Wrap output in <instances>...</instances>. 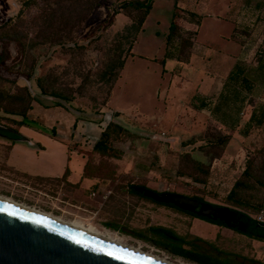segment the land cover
I'll list each match as a JSON object with an SVG mask.
<instances>
[{
  "label": "rangeland",
  "instance_id": "obj_1",
  "mask_svg": "<svg viewBox=\"0 0 264 264\" xmlns=\"http://www.w3.org/2000/svg\"><path fill=\"white\" fill-rule=\"evenodd\" d=\"M56 1L0 0V121L19 129L15 120L21 116L5 112L14 110L34 119L36 129L49 126L57 139L68 140L63 141L60 154L69 143L71 149L79 150L84 175L89 180L83 184H47L41 175L8 167L5 147L0 152V196L84 228L96 231L109 228L111 231L106 230L125 245L169 262L196 264L170 257L151 241L141 240L137 229L143 220L138 216L131 220L125 217L129 205L117 208L112 198H107V187L113 178H127L160 190L199 196L247 216L264 212V185L251 182L253 186L243 192L249 206H240L227 198L235 180L242 176L247 160L254 162V173H262L264 156L259 150L264 145V123L250 128L247 135L241 132L251 111L264 105V86L255 87L244 108L234 104L227 111L238 118V126L222 124L208 111L194 109L192 99L197 92L201 97L210 94L204 98L215 102L220 86L216 90L210 84L214 81L222 84L236 58L255 61V52L259 50L255 45L264 38V0H153L134 40L129 25L137 11L129 8L115 12L128 0H100L81 27L73 29L71 40L66 37L69 24L59 25L63 24L60 20L68 17L69 7L55 4ZM171 22L198 28L190 64L181 65L172 58L160 61ZM181 34L184 39L188 37L184 31ZM56 36L62 38L61 42L52 40ZM129 44L132 54L127 53ZM187 51L186 44L183 53ZM119 56L124 58V65L107 96L108 85L100 79V73ZM22 74L30 79L26 80ZM38 79L48 92L70 94L72 108L94 116L102 112L105 114L102 121L82 120L80 127H69L74 120L69 111L29 102L28 92L40 94ZM105 98L106 103L100 104ZM114 110H119L118 118L126 131L111 133L107 140L110 150L96 149L95 142L106 141L101 132L108 123L107 115ZM224 134H229L230 139L220 147L206 142ZM82 162L73 159L71 171L78 174ZM22 163L29 166L27 160ZM50 164L55 166L53 169L58 168L53 157ZM262 179L264 183V175ZM96 181L103 183L106 190L88 189ZM260 202L262 208L255 211L254 205ZM99 208L101 211L94 213ZM85 216H93L92 222L98 228L81 223L80 217ZM155 219L168 222L163 211L157 212ZM172 224L178 231H185L182 221ZM216 244L232 252L231 261L226 260L230 264H250L249 260L264 264L263 244L252 246L235 233L222 241L219 235Z\"/></svg>",
  "mask_w": 264,
  "mask_h": 264
},
{
  "label": "trees",
  "instance_id": "obj_2",
  "mask_svg": "<svg viewBox=\"0 0 264 264\" xmlns=\"http://www.w3.org/2000/svg\"><path fill=\"white\" fill-rule=\"evenodd\" d=\"M100 0H57L55 4L60 6L69 7V15L65 17L63 20H60L59 25L67 26L69 24V30L66 33L67 38L71 37L73 33V29L80 28L81 24L87 19L90 15L94 6L99 3ZM153 0H128L122 4L120 10L115 11L116 13H120L123 10H127L129 8L134 9L136 12L135 18L132 20V23L129 25L130 33L132 34V39L140 32L142 29V25L146 19V16L150 12L152 7ZM182 12V9L178 10ZM192 15H197L194 11H190ZM178 14V13H176ZM130 16L129 14H127ZM66 16V15H65ZM177 16V15H176ZM177 18V17H176ZM56 17L53 18L55 20ZM69 20V21H68ZM198 26V25H197ZM67 29V28H60L59 30ZM77 31V30H74ZM184 31L187 34V38H183L182 32ZM198 32V28H190L188 26H183V24L179 22H171L169 25V30L165 38V53L164 57L160 58L161 62H164L166 58H172L179 64H189L191 55L194 50V44L196 40V35ZM64 37V39H67ZM72 38H70L71 40ZM55 43L61 42V37H55L52 39ZM260 43V44H259ZM255 45L257 49L255 55V61H250L247 58H236L231 70L227 73L225 79L222 83V88L218 93L217 100L211 103L210 99H205L204 97L207 95L198 96L194 94L192 99L195 101L193 105L194 109L206 110L211 113L212 116L216 117L218 120L221 121L222 124L228 123V126H238V118L233 117L231 114H228V110L232 107V105L237 104L240 108H244L245 104L249 103V95L254 91L256 86H264V38L261 39ZM188 45L189 51L183 53V46ZM131 44L128 46V54H132L131 51ZM1 53H0V62H1ZM252 59V58H251ZM124 65V58L119 56L116 59L110 61L105 68L100 73V79L103 80L107 85V96L110 94L113 85L117 81L120 75V70ZM26 80L30 79V76L27 74H22ZM37 85L40 89V93L47 97L45 99H52L46 101L44 98L39 96H32L28 92V100L31 102L35 100L39 102L44 107H62L65 110L72 113L75 117V120H86L91 121L94 123L102 121V117L105 116L102 112H98L97 116L89 115L82 113L80 110L76 108H72L70 106L72 102V96L67 93H63L61 91L52 90L47 91L41 79L37 80ZM198 100V101H197ZM106 98L103 99L100 104L106 103ZM5 112L13 114V115H20L21 120L19 121L20 124L29 125L30 121L27 120L26 114L20 111H9L5 110ZM218 113H221L219 116ZM120 116V112L115 111L111 115H107L108 123L106 127L101 132V135L106 138L105 140H98L94 144V148L99 150H110L111 146L107 144V140L109 139L112 132L115 133H123L126 131V127L122 124L121 120L118 118ZM264 123V105H259L258 108H254L249 118L244 123V128H242L241 134L247 135L250 128L253 126H261ZM47 131L46 129H43ZM51 135H55L53 129L48 131ZM230 139L229 134H224L222 136H217L215 138L206 139V142L209 145L214 147H220ZM29 142L26 137H23V142ZM190 143V142H189ZM261 155L264 156V145L259 150ZM254 168V162L252 160H247V165L245 166L242 176L235 180L234 184L232 185L230 191L228 192L227 198L230 202L238 204L240 206H249L248 198L246 197L243 192L253 186L254 182L259 185H264L262 176L264 175V160L260 165V170L262 171L261 174L254 173L252 170ZM85 169V167H84ZM85 173V170H84ZM262 203H257L254 205L255 211H259L262 208ZM210 222H213L209 220ZM250 225L246 226L245 229L240 230L241 233L253 237L259 240H264V227H261L257 224L256 220L250 219ZM259 223V222H258ZM179 255H183L184 257L190 256L189 253L185 252L184 250L177 251ZM194 260H196L199 264H230L226 260H220L219 258H211L205 255H195Z\"/></svg>",
  "mask_w": 264,
  "mask_h": 264
},
{
  "label": "flooded vegetation",
  "instance_id": "obj_3",
  "mask_svg": "<svg viewBox=\"0 0 264 264\" xmlns=\"http://www.w3.org/2000/svg\"><path fill=\"white\" fill-rule=\"evenodd\" d=\"M30 95L36 97L39 96L41 98L44 97L41 93L40 94L30 93ZM32 101L40 104L35 100ZM45 108H50V107H45ZM26 118L28 121H30L29 125L20 124L19 121L21 119L15 120L19 124V129H15L12 126H9L0 121V132L7 131L10 134L12 133L22 134V130H21L22 128H31L48 136L49 138L57 140V137H55V135H51L48 132L52 128H50L49 126L48 127L42 126L40 127L41 130L36 129L34 128L35 126L33 123L34 119L31 120L27 116ZM76 121L78 120H75L73 124L74 127L76 126ZM43 129H46L47 131H44ZM27 139L30 140L29 138ZM14 143H16L15 140L0 136V152H2V149L5 147L7 148L8 151L9 146ZM25 143L29 145L33 144L31 140L28 143L25 141ZM37 144L38 146L41 147L40 143ZM7 151L5 157L7 156ZM81 162L82 160L79 161V163ZM84 167L85 165L83 166V162H82V172L80 171L78 174L73 173L72 171H70L69 168H67V171H65V173L59 177H43V178L44 181L47 182V184L51 183V184L65 185L76 182H81L82 184V180L84 178L85 179L88 178L84 175ZM70 173L74 175L73 181H70L68 179ZM81 177L83 178L81 179ZM88 180L89 179H87V181ZM97 188H100L101 190L105 189V185L99 181H96L93 182L88 189L93 190ZM146 190H151L156 193L182 194L169 189L160 190L148 185L147 183L135 182L134 180H130L127 178H125L124 180H121L119 178L117 179L113 178L111 180V183L109 184V187H107L106 195L108 199L112 198L113 203L115 202L117 204L116 206L117 208L121 209L124 206V204L129 205V207L127 208L128 210L125 212V217L128 218L130 217L131 220L136 216H138L143 220V225L138 226L137 229V231L140 233L141 237L143 238L141 240L148 242L151 241L150 243L156 246L158 250H162L166 252L170 257L181 258L183 260H187L196 264L199 263L193 259L195 258L194 257L195 255H205L211 258H221V260L231 261L230 259L231 255H229V253L232 252L230 250L225 249L222 246L221 248H219L216 244L219 235H221V241L231 238L233 232L251 239H256L253 237H249L240 232V230H243L245 229L246 226L250 225L249 222L250 219H254L253 216L244 215L240 211L224 205L208 202L199 196H193V195L190 196V195L182 194L184 196L193 198L197 201V203L194 202V204L192 205L194 206L197 204V206L195 207V212H191L188 210L181 209L172 203H165L155 200L151 196L145 194ZM101 208H99L98 211L96 210L94 213L100 212ZM159 211H163L164 216L168 218L167 220L168 222H161L155 219V215ZM198 211L205 213V215L204 216L198 215L197 214ZM194 219L203 220L205 222L219 226L221 227V231L216 232L213 238L204 237L201 235L202 231L199 228H195V226H197L198 224H194L193 222ZM176 220H179L180 222L182 221L184 223L183 225L185 226V231L182 232L178 231L175 225L172 224ZM209 220L213 222H210ZM256 222L261 227H264V223H260V222L258 223L257 220ZM224 231H228V232H224ZM230 232L232 234H230ZM179 250H184L185 252L189 253L190 256L184 257L183 255H179L177 253V251ZM232 263L246 264V263H237V262H232ZM249 263L261 264L253 260L252 261L249 260Z\"/></svg>",
  "mask_w": 264,
  "mask_h": 264
},
{
  "label": "water",
  "instance_id": "obj_4",
  "mask_svg": "<svg viewBox=\"0 0 264 264\" xmlns=\"http://www.w3.org/2000/svg\"><path fill=\"white\" fill-rule=\"evenodd\" d=\"M15 134V136L13 135ZM0 136L23 141L21 133ZM145 194L195 212L193 198L177 193ZM198 215H205L201 211ZM0 264H160L83 232L0 202Z\"/></svg>",
  "mask_w": 264,
  "mask_h": 264
},
{
  "label": "crops",
  "instance_id": "obj_5",
  "mask_svg": "<svg viewBox=\"0 0 264 264\" xmlns=\"http://www.w3.org/2000/svg\"><path fill=\"white\" fill-rule=\"evenodd\" d=\"M195 43H196V40H195ZM194 46H195V44H194ZM193 53H194V50H193ZM190 61H191V58H190ZM189 64H190V62H189ZM174 71L175 70H173V72ZM222 83H223V81H222ZM218 84H217V81H214L210 84V88L212 89L215 85V88L217 90V87L220 86L218 89V93H219V91L222 88V84H220V83H218ZM195 90L197 91L198 87L195 88ZM195 94H197V92ZM193 95H194V93H193ZM208 95H210V94H208ZM114 111H119V110H114ZM72 120L73 119L71 118V121ZM81 121L82 120L76 121V127L77 126L80 127L79 124ZM74 122H75V118L73 120V123H69V127L70 126L73 127ZM21 130H22V133H24V136L29 138L33 144L29 145L23 141L22 142L16 141V143L9 146V149L7 151V156L5 157V163L10 168L16 169V170L21 171V172L23 171L24 173L31 174V175H41L42 177H59V176L63 175L65 173V171H67V168H69L71 171L70 163L73 159H76L78 162L80 160H82V155L79 152V150L71 149L70 143H69V145H65L66 151H64L60 154L59 149L61 147H64L63 141H68L65 138H58L57 140L52 139V138H49L48 136L38 132L37 130L31 129V128H22ZM77 131H78V128H77ZM69 139H71V138H69ZM37 143H40L41 147L38 146ZM56 150H57V152H55ZM51 157L56 159V162L58 164L57 169H53V167H55L54 165L51 166V164H50V158ZM15 159H18L19 161H15ZM25 160L29 161V166H27L28 163H26V164L22 163V161H25ZM50 167L52 169H50ZM81 172H82V170H81ZM68 179L70 181H73L74 175L70 173V175L68 176ZM85 181H87V179L84 178L82 180V184ZM80 218L81 219H79V220L81 223L90 224V226H94V227L98 228L96 226V223L92 222L94 220L93 216H85V217H80ZM193 222H194V224L200 225V226H198V225L195 226V228H199L202 231L201 235L204 237L213 238L216 232L221 231V227L216 226V225L211 224V223H208V222H205L203 220L194 219ZM106 229L110 230L109 228H104V230H106ZM113 232L118 233L115 230ZM233 234H234V232H233ZM235 234H237V233H235ZM237 235L241 239L244 238V239L248 240L252 246L260 245V244L264 245V240L251 239V238H246L243 235H239V234H237Z\"/></svg>",
  "mask_w": 264,
  "mask_h": 264
},
{
  "label": "bare ground",
  "instance_id": "obj_6",
  "mask_svg": "<svg viewBox=\"0 0 264 264\" xmlns=\"http://www.w3.org/2000/svg\"><path fill=\"white\" fill-rule=\"evenodd\" d=\"M0 202L9 204L11 206L20 208L22 210H25V211H28L30 213L39 215L41 217H44V218L49 219V220H52V221L57 222L59 224L65 225V226L70 227L72 229H75L77 231H80V232H83L85 234H88V235H90L92 237H95L97 239H100V240L105 241L107 243H110L112 245H115L117 247H120L122 249L130 251L132 253H135L137 255H140L142 257H145L147 259L155 261L157 263H160V264H178V263L169 262L167 259H162V258H159V257H157L155 255L142 252L141 250H139L137 248L129 247V246L125 245L121 241L122 239L120 240L119 238H117L115 236V234H113V233H111V232H109L107 230L96 231V230H92V229H89V228H84V227H81V226H79L77 224H73V223H71L69 221L63 220V219H61L59 217L53 216L51 214H48V213H45V212H41V211L36 210L34 208L18 204L16 202L12 201L11 199L3 197V196H0Z\"/></svg>",
  "mask_w": 264,
  "mask_h": 264
},
{
  "label": "built area",
  "instance_id": "obj_7",
  "mask_svg": "<svg viewBox=\"0 0 264 264\" xmlns=\"http://www.w3.org/2000/svg\"><path fill=\"white\" fill-rule=\"evenodd\" d=\"M98 189H100V188H97V190H98ZM93 193H94V192H92V194H93ZM106 193H107V192H106ZM253 217H254V219H256L258 222H260V223H264V212H263V211L257 213V214L254 215Z\"/></svg>",
  "mask_w": 264,
  "mask_h": 264
}]
</instances>
